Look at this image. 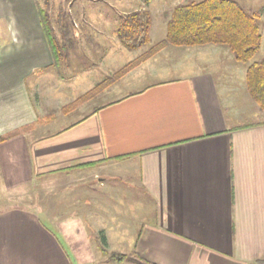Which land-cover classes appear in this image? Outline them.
Here are the masks:
<instances>
[{
	"label": "crops",
	"instance_id": "obj_1",
	"mask_svg": "<svg viewBox=\"0 0 264 264\" xmlns=\"http://www.w3.org/2000/svg\"><path fill=\"white\" fill-rule=\"evenodd\" d=\"M44 15L39 0H0V264L264 262V112L248 91L250 64L239 70L209 45L171 51L158 70L157 54L135 79L160 81L70 120L87 104L63 114L76 100L66 93L100 65L67 83L70 49L59 58ZM238 78L247 96L233 111ZM31 190L34 203L10 204ZM60 190L65 205L36 199Z\"/></svg>",
	"mask_w": 264,
	"mask_h": 264
},
{
	"label": "rangeland",
	"instance_id": "obj_2",
	"mask_svg": "<svg viewBox=\"0 0 264 264\" xmlns=\"http://www.w3.org/2000/svg\"><path fill=\"white\" fill-rule=\"evenodd\" d=\"M191 1L202 0H39L42 10L48 17L50 27L49 33L53 39V45L54 48L57 49L59 58H63L65 55H67L65 50L62 51L63 48L70 49V52L67 56H69L68 61H70L71 64V68L69 70L71 75L66 73L65 67L62 65L64 61L62 60H60L61 66L59 69V73L65 77L67 83H71V81H69V77L78 75L82 69H85L89 66L91 67L94 65H100L99 70H96L94 75L90 76V81L88 84H85L81 88L76 87L73 91L70 90L66 93L67 95L65 98L67 101L78 99L83 95V93H85V90L88 87L90 89L95 88L99 84L112 77L123 67L139 58L153 46L165 41L167 37L168 19L170 18L174 7L179 4ZM235 1H237L249 12L259 15L258 24L263 36V42L260 52L251 61V63L261 61L264 58V0ZM141 9L148 10L152 16L151 44L139 50L130 51L123 47L121 42L116 37L110 40L113 31L112 26L115 24L116 28L118 27L120 16L127 15ZM6 41L7 36L3 29V23L0 21V47L2 44H5ZM86 48L92 49L93 53L87 54ZM186 48L188 47L171 46L168 51H166V53H160L154 57L151 61V64L153 67L161 70L163 66L170 64L168 62V54H170L169 52L176 50H186ZM222 48L227 50L226 47ZM103 50L106 52L103 53ZM105 55L106 59L101 64L100 60L102 57H105ZM228 62L229 61H226L225 63L220 64L219 67L221 69H226L225 66ZM232 63L235 64L239 70L246 69V67L249 66V64L238 63L235 59L232 61ZM150 66L151 65L142 64L127 77L118 81L112 89L106 91L87 103L82 111L74 112L73 115H71V117L68 119H78L81 117V115H83V113L91 111L94 107H101L112 100L130 93L131 91L145 87L151 82L160 81L162 79V76L160 75L149 77L142 76L138 79H135L137 76H139L142 70L145 71L146 68ZM230 74L231 72L228 71L227 75ZM239 76H241V73H239ZM239 78L235 82L231 80L234 82L233 84H237V86H235L236 90H234L233 111L243 109L244 96H247L246 86L245 84L243 86V82L242 84L239 83ZM61 87L62 86H59L57 90H62ZM32 101L34 105H40V102H37V99L34 98V96H32ZM64 103V106H66L69 102ZM120 172L124 174L123 171ZM129 183L130 179L128 177L117 178V184L120 186L129 188ZM76 186L77 185L72 188H75ZM65 191L60 190L57 193H52L49 195H43L44 193L41 192V194L39 193V197L36 199L43 201L45 205H48L51 199H53L56 204L65 205ZM1 192L2 191L0 189V193ZM28 193H30V195ZM28 193L25 196L10 197V204L34 203V198L31 196L32 190ZM3 195L4 194H0V205L2 204L1 200L3 199Z\"/></svg>",
	"mask_w": 264,
	"mask_h": 264
},
{
	"label": "trees",
	"instance_id": "obj_3",
	"mask_svg": "<svg viewBox=\"0 0 264 264\" xmlns=\"http://www.w3.org/2000/svg\"><path fill=\"white\" fill-rule=\"evenodd\" d=\"M258 19L259 15L249 12L235 0H202L179 4L174 7L168 19L165 41L153 46L105 82L63 107L62 112L63 114L73 113L111 89L118 81L169 46L226 47L238 63L250 64L260 52L263 42ZM43 21L47 38L51 47L54 48L46 15L43 16ZM151 29V13L141 9L120 16L115 35L126 49L136 51L151 44ZM247 87L252 99L264 112V58L250 64L247 71ZM7 139V137H0V143ZM104 253L107 254L106 251ZM109 257L111 260L124 258L120 254H110ZM256 264H264V262Z\"/></svg>",
	"mask_w": 264,
	"mask_h": 264
}]
</instances>
